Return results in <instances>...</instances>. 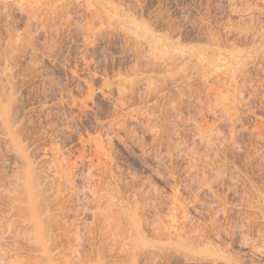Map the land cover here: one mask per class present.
Returning <instances> with one entry per match:
<instances>
[{
  "label": "rangeland",
  "instance_id": "1",
  "mask_svg": "<svg viewBox=\"0 0 264 264\" xmlns=\"http://www.w3.org/2000/svg\"><path fill=\"white\" fill-rule=\"evenodd\" d=\"M1 112L0 264H264V0H0Z\"/></svg>",
  "mask_w": 264,
  "mask_h": 264
},
{
  "label": "bare ground",
  "instance_id": "2",
  "mask_svg": "<svg viewBox=\"0 0 264 264\" xmlns=\"http://www.w3.org/2000/svg\"><path fill=\"white\" fill-rule=\"evenodd\" d=\"M0 117L1 119L6 117L5 113L1 112ZM26 160L27 159H25V167L28 168L29 164L26 162ZM23 181L28 191L26 205L30 209L29 224L31 226L35 238L42 240L44 238L43 222L41 220V214L37 210V197L34 195L36 185L33 180V177L29 173H27V169L26 173H24ZM43 251H46V249H43Z\"/></svg>",
  "mask_w": 264,
  "mask_h": 264
}]
</instances>
